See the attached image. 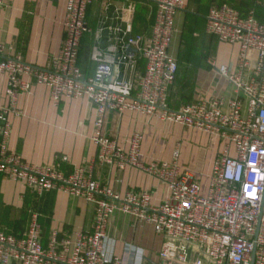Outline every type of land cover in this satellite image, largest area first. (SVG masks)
Segmentation results:
<instances>
[{
    "label": "built area",
    "instance_id": "2783aa9c",
    "mask_svg": "<svg viewBox=\"0 0 264 264\" xmlns=\"http://www.w3.org/2000/svg\"><path fill=\"white\" fill-rule=\"evenodd\" d=\"M8 1L0 0V12ZM93 1L68 0L65 39L46 67L33 66L20 55L4 58L6 49L0 42V73L8 77L7 94L15 101L20 93L30 90V79L35 78L49 88L55 103L63 97L90 99L97 109L93 141L99 147L101 162L119 169L136 168L155 177L166 184L169 195L156 206L147 190L120 194L85 176L81 169L65 175L57 167L25 162L8 149L10 125L8 110L3 109L0 173L24 182L37 197L50 191L65 192L92 200L96 207L92 231H76L71 237L54 230L46 246L37 212H32L21 237L0 230V264H125L121 256L108 254L105 248L109 220L115 212L152 224L163 234L162 264H203L202 258L192 261L193 249L211 264H251L254 251V264H264V20L257 18L254 9L241 13L228 3L211 7L207 32L240 47L239 72L231 75L226 66L220 67L234 84L236 97L226 110L220 100L173 109L169 95L177 79L178 62L169 48L176 14L186 7V0H155L150 35L132 34L131 19L125 20L124 29H114L122 51L125 46L134 49L118 61L129 75L123 78L115 59L98 50L93 53V75L85 76L79 66L82 40L91 33L87 12ZM139 61L144 62L145 71L135 80ZM248 69L252 75L246 79ZM124 111L157 117L224 140L225 150L214 162L206 191L192 171L179 163L180 149L172 161L147 165L141 160L140 133L132 137L128 149L109 137L104 131L106 115Z\"/></svg>",
    "mask_w": 264,
    "mask_h": 264
},
{
    "label": "crops",
    "instance_id": "0c3cea01",
    "mask_svg": "<svg viewBox=\"0 0 264 264\" xmlns=\"http://www.w3.org/2000/svg\"><path fill=\"white\" fill-rule=\"evenodd\" d=\"M67 2L9 0L0 12L4 58L20 55L33 66L46 67L65 39ZM224 3L241 13L254 9L257 18L264 20V0H186V7L176 14L169 48L179 66L169 95L173 109L187 103L220 100L226 110L229 101L236 97L234 84L221 73L220 67L226 66L231 75L237 74L240 47L221 42L206 30L209 9ZM156 10L155 0H94L87 12L91 33L83 38L79 54V66L85 76L93 75L96 66L93 53L98 50L115 59L117 69L121 70L120 77H126L118 61L134 53V49L129 51V46H125L122 51L114 29H124L125 20L131 19L132 34L150 35ZM144 71V62L139 61L134 79ZM251 75L252 69L244 73L246 79ZM30 82V90L20 93L13 101L7 94L8 77L0 73V112L8 110L10 152L21 155L32 165L57 167L65 175L81 169L85 176L120 194L147 190L152 193L156 206L165 200L169 190L161 180L136 168L119 169L101 162L99 147L93 141L97 109L90 99L63 97L55 103L46 85L37 83L35 78ZM0 125H3L1 120ZM104 131L124 149L140 133L143 137L141 160L147 165L154 161H172L174 152L180 149L179 163L192 171L205 191L214 162L223 155L226 145L217 136L134 111L109 112ZM95 207L94 201L65 192L50 191L37 197L24 182L10 180L0 173L1 231L21 237L32 212H37L42 225V244L46 246L54 230L61 236L71 237L76 231H92ZM164 241L163 234L152 224L115 212L109 220L105 248L108 254L121 256L125 264H162L160 252ZM191 253L193 262L202 258L203 264H211L195 249Z\"/></svg>",
    "mask_w": 264,
    "mask_h": 264
},
{
    "label": "water",
    "instance_id": "95a60500",
    "mask_svg": "<svg viewBox=\"0 0 264 264\" xmlns=\"http://www.w3.org/2000/svg\"><path fill=\"white\" fill-rule=\"evenodd\" d=\"M128 50H129V51H132L133 48H132V47H129ZM263 214H264V205H263V207H262L261 217L263 216ZM259 226H260V223H259ZM254 260H255V251H254L253 254H252V261H251V264H254Z\"/></svg>",
    "mask_w": 264,
    "mask_h": 264
},
{
    "label": "trees",
    "instance_id": "16d2710c",
    "mask_svg": "<svg viewBox=\"0 0 264 264\" xmlns=\"http://www.w3.org/2000/svg\"><path fill=\"white\" fill-rule=\"evenodd\" d=\"M136 8H137V7H136ZM137 12H138V11H137ZM139 12H141V13H142V11H140V10H139ZM136 15H137V14H136ZM178 67H179V66H178Z\"/></svg>",
    "mask_w": 264,
    "mask_h": 264
}]
</instances>
